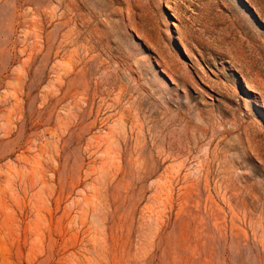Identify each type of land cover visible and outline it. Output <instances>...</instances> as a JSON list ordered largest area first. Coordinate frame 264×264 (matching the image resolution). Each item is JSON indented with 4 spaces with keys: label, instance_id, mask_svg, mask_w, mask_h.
Returning a JSON list of instances; mask_svg holds the SVG:
<instances>
[{
    "label": "rangeland",
    "instance_id": "374dc122",
    "mask_svg": "<svg viewBox=\"0 0 264 264\" xmlns=\"http://www.w3.org/2000/svg\"><path fill=\"white\" fill-rule=\"evenodd\" d=\"M0 264H264V0H0Z\"/></svg>",
    "mask_w": 264,
    "mask_h": 264
},
{
    "label": "water",
    "instance_id": "95a60500",
    "mask_svg": "<svg viewBox=\"0 0 264 264\" xmlns=\"http://www.w3.org/2000/svg\"><path fill=\"white\" fill-rule=\"evenodd\" d=\"M250 10H251V8H250Z\"/></svg>",
    "mask_w": 264,
    "mask_h": 264
}]
</instances>
